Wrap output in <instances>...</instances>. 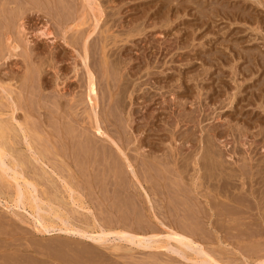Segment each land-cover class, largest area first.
<instances>
[{"label": "rangeland", "instance_id": "374dc122", "mask_svg": "<svg viewBox=\"0 0 264 264\" xmlns=\"http://www.w3.org/2000/svg\"><path fill=\"white\" fill-rule=\"evenodd\" d=\"M95 1L0 0V120L9 127L6 151L21 158L8 151L0 162L23 159L11 160L23 167L16 170L27 179L19 178L36 184L28 186L33 198L18 205L17 184L25 183L0 165V177L7 176L0 179V264L264 260V0ZM88 67L99 91L95 107ZM207 139L222 167L236 171L230 180L219 177L231 185L228 199L213 190L218 176L215 182L203 173ZM146 154L154 155L151 170ZM24 201L60 206L72 225L109 232L98 244L59 229L37 231ZM183 242V250L176 247ZM204 250L219 263H204Z\"/></svg>", "mask_w": 264, "mask_h": 264}, {"label": "bare ground", "instance_id": "6f19581e", "mask_svg": "<svg viewBox=\"0 0 264 264\" xmlns=\"http://www.w3.org/2000/svg\"><path fill=\"white\" fill-rule=\"evenodd\" d=\"M66 1V0H65ZM90 1V0H89ZM93 1H95V0H93ZM84 2V1H83ZM96 2V1H95ZM17 3V2H16ZM58 3V2H57ZM61 3V2H60ZM86 3V2H85ZM91 3H93L94 5H97V4H95L94 2H92L91 1ZM65 5V4H64ZM92 5V4H91ZM93 5V6H94ZM102 6V5H101ZM62 7V6H61ZM92 7V6H91ZM46 8V7H45ZM64 9V8H63ZM66 9V8H65ZM96 9V8H95ZM97 9H99V7L97 8ZM102 9V8H101ZM101 9L100 10H96V11H100L99 12V14L100 13H102L101 12ZM20 10V9H19ZM61 10V9H60ZM69 11V10H68ZM197 11V10H196ZM23 12V11H22ZM227 12V11H226ZM12 13V12H11ZM96 14V13H95ZM18 15V14H17ZM98 15V14H97ZM67 16V15H66ZM5 17V16H4ZM96 18V17H95ZM17 19H19V18H17ZM59 19V18H58ZM109 19V18H108ZM99 20H100V18H99ZM73 21V20H72ZM98 21V20H97ZM60 22V21H59ZM68 27V26H67ZM69 28V27H68ZM8 31V30H7ZM92 31H94V30H92ZM83 32V31H82ZM46 33V32H45ZM88 34V33H87ZM90 34V33H89ZM92 35V34H91ZM89 36V35H88ZM98 36V35H97ZM84 37V36H83ZM97 39V38H96ZM23 40V39H22ZM86 40V39H85ZM106 41V40H105ZM108 42V41H107ZM27 43V42H26ZM77 43V42H76ZM97 44H99V43H97ZM78 45V44H77ZM94 45V44H93ZM83 46V45H82ZM86 46H88V45H86ZM116 46V45H115ZM17 47V46H16ZM19 47V46H18ZM17 47V48H18ZM83 47H85V46H83ZM105 47H107V46H105ZM105 47H103V45L101 46V48H102V51H103V48H105ZM15 48V47H14ZM86 48H89V47H85V48H83L84 49V54L86 55L88 52H87V50L89 51V49H86ZM86 49V50H85ZM100 49V48H99ZM108 49V48H107ZM178 49V48H177ZM106 50V49H105ZM110 50V49H109ZM112 50V49H111ZM114 50V49H113ZM110 52V51H109ZM91 53V52H90ZM105 54V53H104ZM261 55V54H260ZM109 56V55H108ZM108 56H107V58L105 57V58H103V59H108ZM85 59V58H84ZM45 60V59H44ZM105 60H103V61H105ZM172 60V59H171ZM86 61V60H85ZM84 61V62H85ZM107 61V60H106ZM105 61V65H107L106 63L108 62H106ZM116 61V60H115ZM114 61V62H115ZM113 62V61H112ZM125 62V61H124ZM95 63V62H94ZM104 63V62H103ZM119 63V62H118ZM41 64V63H40ZM47 64V63H46ZM91 64V63H90ZM87 65V64H86ZM115 65H117V62L115 63V64H113V66H115ZM77 66V65H76ZM117 66H119V65H117ZM125 66V65H124ZM108 67V66H107ZM116 67V66H115ZM115 67H113V68H115ZM79 68V67H78ZM92 68V67H91ZM91 68H89L88 67V69H90L89 70V73H88V75H89V77L87 76V79H88V83H89V93H87V96L89 97V100H90V102L92 103V104H94V107H95V103H97L96 101H95V99L98 97L97 95L99 94L98 92V86L96 85V83H95V81H96V79H95V81H94V78H93V75H94V73H91L92 71H91ZM112 68V69H113ZM119 67H117V69H118ZM42 69V68H41ZM46 69V68H45ZM45 69H43V70H45ZM77 69V68H76ZM87 69V70H88ZM116 69V68H115ZM115 69H113V71L112 72H114L115 71ZM116 69V70H117ZM124 69V68H123ZM119 70V69H118ZM121 70V69H120ZM91 71V72H90ZM106 71V70H105ZM201 71V70H200ZM76 70H75V74H76ZM88 72V71H87ZM107 73H108V71H107ZM111 73V72H110ZM122 73V72H121ZM127 73V72H126ZM126 73H123V75H120L121 77H122V79L124 78V76H127V75H124V74H126ZM38 74V73H37ZM86 74V73H85ZM112 74V73H111ZM110 75V74H109ZM109 75H108V77H109ZM74 76H76V75H74ZM101 76V75H100ZM77 77V76H76ZM110 77H112V76H110ZM117 77V76H116ZM118 77H119V75H118ZM120 77V78H121ZM113 78V77H112ZM128 78V77H127ZM79 79H81L80 77H79ZM87 79H84L85 81H87ZM114 79V78H113ZM109 80V79H108ZM115 80V79H114ZM117 80H118V78H117ZM116 80V81H117ZM249 80V79H248ZM115 81V82H116ZM122 81H124V79L122 80ZM97 82V81H96ZM57 83H58V81H57ZM64 83V82H63ZM68 83V82H67ZM8 84H10V83H8ZM85 84H86V82H85ZM84 84V85H85ZM124 84V83H123ZM127 84V83H126ZM112 85V84H111ZM57 86V85H56ZM68 86V85H67ZM123 86V85H122ZM38 87V86H37ZM55 88V87H54ZM85 88H88V87H85ZM105 88H107V87H105ZM121 88V87H120ZM175 88V87H174ZM112 89V88H111ZM126 89V88H125ZM103 91V90H102ZM15 92H17V91H15ZM32 92V91H31ZM86 92H87V89H86V91H85V94H86ZM23 93V92H22ZM63 93V92H62ZM123 93H124V91H123ZM126 93V92H125ZM127 94V93H126ZM79 95V94H78ZM24 96V95H23ZM42 96V95H41ZM86 96V95H85ZM87 96H86V100L88 99L87 98ZM55 97V96H54ZM45 98V97H44ZM99 98V97H98ZM97 98V99H98ZM30 99V98H29ZM60 99V98H59ZM110 99V98H109ZM15 100V99H14ZM13 100V101H14ZM49 100V99H48ZM57 100V99H56ZM61 100V99H60ZM59 100V101H60ZM81 100V99H80ZM18 101V100H17ZM119 101H121V99L119 100ZM19 102L21 103V101H20V99H19ZM109 102V101H108ZM18 103V102H17ZM60 104H61V102H59ZM86 103H89L88 102V100L86 101ZM121 103V102H120ZM58 104V103H57ZM63 104V103H62ZM117 104V103H116ZM183 104V103H182ZM16 105V104H15ZM64 105H65V103H64ZM98 105V104H97ZM124 105V104H123ZM61 106V105H60ZM63 106V105H62ZM93 106V105H92ZM13 107V106H12ZM44 107H46V106H44ZM118 107V106H117ZM116 107V108H117ZM120 107V106H119ZM210 107V106H209ZM61 108V107H60ZM132 108V107H131ZM214 108V107H213ZM16 109V108H15ZM37 109V108H36ZM58 109H59V106H58ZM57 109V110H58ZM64 109V108H63ZM63 109H62V111H63ZM65 109H66V107H65ZM125 109V108H124ZM113 110V109H112ZM197 110V109H196ZM14 111V110H13ZM64 113H65V111H64ZM12 114V113H11ZM61 114V113H60ZM59 114V115H60ZM63 114V113H62ZM104 114V113H103ZM117 114V113H116ZM185 114V113H184ZM51 115V114H50ZM179 115H181V114H179ZM66 116V115H65ZM64 116V117H65ZM12 117V116H11ZM63 117V116H62ZM67 117V116H66ZM13 118V117H12ZM49 120V119H48ZM5 122H7V121H1L0 120V156H1V158L0 159H2L1 160V162L2 163H4V159H5V157L7 156V153L6 152H8L10 149H8V151H6L7 150V148L6 147H8L10 144H9V139L10 138H8V137H6V134L8 135V132L7 131H9V130H7L6 131V127H8V124H7V126L5 125L6 123ZM9 122V121H8ZM46 122V121H45ZM49 122V121H48ZM189 122V121H188ZM19 124H23V123H19ZM18 124V125H19ZM37 124V123H36ZM124 124V123H123ZM13 125V124H12ZM24 125V124H23ZM22 125V126H23ZM32 125V124H31ZM97 125V124H96ZM95 125V126H96ZM167 125V124H166ZM9 126H11V125H9ZM14 126V125H13ZM20 126V125H19ZM35 126V125H34ZM65 126V125H64ZM85 126V125H84ZM125 126V125H124ZM15 127V126H14ZM18 127V126H17ZM24 127V126H23ZM36 127V126H35ZM51 127V126H50ZM97 127V126H96ZM126 127V126H125ZM9 128V127H8ZM26 128V127H25ZM39 128V127H38ZM65 128V127H64ZM70 128V127H69ZM75 128V127H74ZM11 129H13L12 127H11ZM10 129V130H11ZM21 129V128H20ZM24 129V128H23ZM96 129V128H95ZM162 129V128H161ZM237 129V128H236ZM235 129V130H236ZM37 130V129H36ZM70 130H71V128H70ZM73 130V129H72ZM184 130V129H183ZM233 130V129H232ZM15 131V130H14ZM24 131H26V129L24 130ZM27 131H28V129H27ZM76 131V130H75ZM98 131V133H101V134H103V133H105V132H103V129L101 128V127H97V129H96V132ZM7 132V133H6ZM123 132V131H122ZM242 132V131H241ZM23 133V132H22ZM25 133V132H24ZM23 133V134H24ZM27 133H29V132H27ZM26 133V134H27ZM68 133V132H67ZM97 133V134H98ZM117 133V132H116ZM10 134V133H9ZM82 134V133H81ZM87 134V133H86ZM25 135V134H24ZM26 136V135H25ZM29 136H30V134H29ZM78 136V135H77ZM81 136V135H80ZM84 136H85V134H84ZM92 136V135H91ZM17 137V136H16ZM26 137H28V136H26ZM25 137V138H26ZM75 137V136H74ZM114 137V136H113ZM127 137V136H126ZM236 137V136H235ZM8 139V140H5V139ZM12 138V137H11ZM30 138H32V137H30ZM87 139L86 140H84V141H89V140H92V139H89L88 138V136L86 137ZM91 138V137H90ZM80 139V138H79ZM82 139V138H81ZM89 139V140H88ZM130 139V138H129ZM148 139V138H147ZM5 140V141H4ZM32 140V139H31ZM190 140V139H189ZM3 141V142H2ZM55 141V140H54ZM83 141V140H82ZM130 141V140H129ZM6 142L8 143V146L6 145ZM16 142V141H15ZM30 142H32V141H30ZM58 142V141H57ZM76 142V141H75ZM85 142V143H86ZM90 142H92V141H90ZM95 142H97V141H95ZM115 142V141H114ZM195 142V141H194ZM232 142V141H231ZM10 143H12V142H10ZM84 143V144H85ZM111 143V142H110ZM186 143V142H185ZM211 140L209 139H207L206 140V142H205V145H204V151H203V154H201L200 156V159H201V165H202V170H204L203 171V173H205V177H207V178H211L213 181H215L214 180V178H216V176H218L217 178L218 179H216V181L218 180V183H216V184H214L213 185V187H214V191H215V193L216 194H223V192L225 193V195H227V194H229L230 192H228V190L229 189H227L226 190V188L230 185H226V183H225V180L227 179L228 180V178H229V180L230 179H232L233 177H235L237 174H235L236 173V171H234L235 173L233 174V172L231 173V172H228L224 167H222V166H224L223 164L221 165V162H219L218 161V159L219 158H222V157H220V151L218 150L217 151V149L216 148H214V145L211 143ZM215 143V142H214ZM257 143V142H256ZM33 144V143H32ZM64 144V143H63ZM162 144V143H161ZM226 144H228V143H226ZM225 144V145H226ZM234 144V143H233ZM28 145V144H27ZM31 145V144H30ZM65 145V144H64ZM213 145V146H212ZM32 146V145H31ZM73 146V145H72ZM98 146V145H97ZM95 147L94 149H96V148H98V147ZM180 146H182V145H180ZM14 147V146H13ZM28 147V146H27ZM87 147H90V146H86L85 148L86 149H88ZM93 147L94 146H91V148L93 149ZM100 147V146H99ZM110 147V146H109ZM174 147V146H173ZM264 147V146H263ZM107 148V147H106ZM114 148V147H113ZM218 148V147H217ZM226 148V147H225ZM232 148V147H231ZM11 149H13L12 147H11ZM79 149V148H78ZM81 149V148H80ZM99 149V148H98ZM105 149V148H104ZM121 149V148H120ZM178 149V148H177ZM219 149V148H218ZM89 150H90V148H89ZM108 150V149H107ZM106 150V152H108ZM175 150V149H174ZM224 150V149H223ZM231 150V149H230ZM11 151H13V153H14V150H11ZM17 151V150H16ZM37 151V150H36ZM171 151V150H170ZM10 152V151H9ZM9 152H8V154H9ZM40 152V151H39ZM88 152H90V151H88ZM100 153H102L101 151H99ZM106 152H105V154H106ZM232 152V151H231ZM11 153V152H10ZM94 153V152H93ZM173 153V152H172ZM220 153V154H219ZM246 153L247 152H245V155H246ZM19 154V153H18ZM34 154V153H33ZM113 154H115V153H113ZM181 154V153H180ZM200 154V153H199ZM10 155V154H9ZM20 155V154H19ZM39 155V154H38ZM102 155V154H101ZM126 155V154H125ZM147 155V154H146ZM149 155V156H148ZM147 155V157L149 158L150 157V155H152V154H148ZM166 155V154H165ZM177 155V154H176ZM191 155V154H190ZM189 155V156H190ZM238 155V154H237ZM258 155V154H257ZM10 156H12V153H11V155ZM10 156L9 157H7V158H9V161H10V163H11V165L9 166V168H8V164H10V163H8L7 162V165H6V163L4 164V165H2L1 164V162H0V165H1V168L3 167V169L2 170H9V169H11L13 172H14V175H12V176H14V177H10L12 180H16L18 183H19V180H21L20 178H19V173L22 175L21 177H23V179H24V174H22L21 172H19V171H21L22 169L21 168H23V167H20V166H18L15 162L18 160V159H21V158H19V157H17V160L16 159H14V158H12L11 160H16L15 162L14 161H11L10 160ZM13 156H14V154H13ZM12 156V157H13ZM36 156V155H35ZM40 156H41V154H40ZM98 156H99V154H98ZM106 156H108V154L106 155ZM186 156H188V155H186ZM188 156V157H189ZM243 156V155H242ZM250 156V155H249ZM254 156V155H253ZM15 157V156H14ZM15 157V158H16ZM21 157V156H20ZM39 157V156H38ZM104 157V156H103ZM132 157V156H131ZM144 157H146L145 155L143 156V158ZM154 155H152V158L150 157L149 159H150V161L151 160H153L154 158ZM159 157V156H158ZM179 157V156H178ZM257 157V156H256ZM76 158V157H75ZM106 158V157H105ZM114 158V157H113ZM116 158H117V155H116ZM122 158V157H121ZM156 158V157H155ZM166 158V157H165ZM183 158H186V157H183ZM193 158V157H192ZM246 158H248V156H245V159ZM250 158V157H249ZM252 158V157H251ZM250 158V159H251ZM107 159H110V157L108 156L107 157ZM115 159V158H114ZM129 159V158H128ZM145 160H144V162L147 160L146 158H144ZM148 159V160H149ZM157 159V158H156ZM161 159H162V157H161ZM240 159H241V157H240ZM254 159V158H253ZM258 159V158H257ZM262 159H264V157L262 158ZM6 160V159H5ZM116 160V159H115ZM147 160V163H143L145 166H148L149 168H150V170H151V166L150 165H154V162L153 161H155V159L153 160V161H151V162H149ZM255 160V159H254ZM253 160V161H254ZM261 160V159H260ZM23 161V159L22 160H19V161H17V162H19L18 164H20L21 165V162ZM97 161V160H96ZM132 161V160H131ZM250 161V160H249ZM251 161H252V159H251ZM24 162V161H23ZM157 162V161H156ZM182 162V161H181ZM185 162V161H184ZM196 162V161H195ZM198 162V161H197ZM88 163V162H87ZM115 163V162H114ZM148 163H150L149 165H147ZM183 163V162H182ZM262 163H264V161H262ZM125 164V163H124ZM131 164V163H130ZM75 165H77V164H75ZM111 165V164H110ZM142 165V164H141ZM155 165H156V163H155ZM198 165V164H197ZM7 168H6V167ZM12 166V167H11ZM16 166L18 167V168H20L18 171L16 170ZM131 166V165H130ZM255 166V165H254ZM258 166V165H257ZM262 166H264V164L262 165ZM262 166H260V167H262ZM5 167V168H4ZM76 167V166H75ZM181 167V166H180ZM192 167V166H191ZM201 167V166H200ZM249 167V166H248ZM256 167V166H255ZM254 167V168H255ZM118 168V167H117ZM136 168V167H135ZM146 168V167H145ZM148 168V169H149ZM157 168V167H156ZM165 168V167H164ZM170 168V167H169ZM184 168V167H183ZM264 168V167H263ZM263 168H260V171H261V169H263ZM112 169V168H111ZM147 169V168H146ZM147 169V170H148ZM201 169V168H200ZM238 169V168H237ZM237 169H235V170H237ZM256 169V168H255ZM87 170V169H86ZM146 170V171H147ZM149 170V171H150ZM154 170V169H153ZM157 170H158V168H157ZM218 170H219V172H218ZM229 170V169H228ZM234 169L232 168L231 169V171H233ZM0 171H1V169H0ZM25 171V170H24ZM23 171V172H24ZM140 171V170H139ZM162 171H164V170H162ZM230 171V170H229ZM250 171H252V170H250ZM249 171V172H250ZM259 170H258V172H260ZM6 172V171H5ZM8 172H10V171H8ZM19 172V173H18ZM121 172V171H120ZM238 172V171H237ZM11 173V172H10ZM173 173V172H172ZM261 173V172H260ZM262 173H263V170H262ZM101 174V173H100ZM156 174V173H155ZM176 174V173H175ZM226 175L227 177H226V179L225 180H223L224 182H222V184H219V182H221V181H219V177H225V176H221V175ZM239 174V173H238ZM246 174H247V172H246ZM249 174H251V173H249ZM19 175V176H18ZM26 175V174H25ZM84 175H85V173H84ZM96 175H98V174H96ZM107 175V174H106ZM142 175H143V173H142ZM160 175H162V174H160ZM165 176H166V174H164ZM163 175V176H164ZM170 175V174H169ZM177 175V174H176ZM243 176H244V174H242ZM258 175V174H257ZM5 177L2 179L1 177H0V179H2V180H4L7 176L6 175H4ZM10 176H11V174H10ZM104 176V175H103ZM239 176H240V174H239ZM262 176V175H261ZM118 177V176H117ZM154 177H156V176H154ZM167 177V176H166ZM165 177V178H166ZM241 177V176H240ZM248 177V176H247ZM260 177V176H259ZM163 178V177H162ZM237 178V177H236ZM261 178H263V176L261 177ZM22 179V180H23ZM25 179H27V178H25ZM23 180V181H26V180ZM106 179V178H105ZM138 179V178H137ZM175 179V178H174ZM209 179H206L207 181L206 182H211ZM252 179V178H251ZM8 180V179H7ZM7 180H5V182L7 181ZM21 180V181H22ZM119 180V179H118ZM200 180V179H199ZM204 180H205V178H204ZM209 180V181H208ZM258 180V179H257ZM16 181H14V182H16ZM20 181V182H21ZM22 181V182H23ZM27 181H30V180H27ZM97 181V180H96ZM150 181V180H149ZM215 181V182H216ZM4 182V181H3ZM8 182V181H7ZM10 182V181H9ZM34 182V181H33ZM180 182V181H179ZM244 182V181H243ZM260 182V181H259ZM23 183H25L24 185L22 184V183H19V184H17L18 186H22V189L20 188V191H17V189H18V186L16 187V190L15 191H17V195H18V197H19V199H18V202H16L18 205H19V202H22V199H24V200H28L29 198H30V196L32 195V192H33V190L31 191L30 189H29V187L31 186V188H32V186H34V184L32 183V185H30L29 186V184L31 183H27V182H23ZM99 183V182H98ZM105 183V182H104ZM214 183V182H213ZM3 184V183H2ZM16 184V183H15ZM21 184V185H20ZM65 184H67V183H65ZM157 184V183H156ZM173 184V183H172ZM208 184V183H207ZM211 184V183H210ZM261 184H262V182H261ZM7 185V184H6ZM68 185V184H67ZM235 185V184H234ZM29 186V187H28ZM35 186H36V184H35ZM207 186V185H206ZM231 186V185H230ZM236 186V185H235ZM57 187V186H56ZM226 187V188H225ZM232 187H234V186H232ZM231 187V188H232ZM10 188H11V186H10ZM13 188V187H12ZM122 188V187H121ZM178 188V187H177ZM183 188V187H182ZM224 188H225V191H224ZM72 189L73 188H71V190H70V196H72V197H74L73 196V194L72 193H74V190L72 191ZM37 190V188L35 187V191ZM89 190V189H88ZM169 190V189H168ZM211 190V189H210ZM213 190H211V192L213 191ZM232 190V189H231ZM236 190V189H235ZM35 191H34V193H35ZM72 191V192H71ZM175 191V190H174ZM209 191V190H208ZM230 191V190H229ZM170 192V191H169ZM172 192V191H171ZM210 192V193H211ZM3 193V192H2ZM160 193V192H159ZM177 193V192H176ZM209 193V192H208ZM215 193H214V196H216L215 195ZM264 193V192H263ZM47 194V193H46ZM45 194V195H46ZM72 194V195H71ZM48 195V194H47ZM218 195H217V197H218ZM224 195V194H223ZM39 196V198H40V195H38ZM58 196V195H57ZM57 196H56V198H57ZM63 196V195H62ZM69 196V197H70ZM76 196H79V195H76ZM104 196V195H103ZM219 196H222V195H219ZM17 197V198H18ZM42 197V196H41ZM55 197V196H54ZM122 197V196H121ZM134 197V196H133ZM213 196H211V198H212ZM223 197V196H222ZM225 198H226V196H224ZM230 197H231V195H230ZM229 197V198H230ZM14 199V201H16L15 200V197H13ZM31 198H33V196H31ZM35 198H36V196H35ZM46 198V197H45ZM50 197H48V199H49ZM58 198H60V196L58 197ZM76 198V197H75ZM75 198H71L72 200H74V202L75 203H77V199H75ZM80 198V197H79ZM231 198H233V199H235L233 196L231 197ZM237 198V197H236ZM62 199V198H61ZM81 199V198H80ZM123 199V198H122ZM179 199V198H178ZM214 199H215V197H214ZM226 199H228V195H227V198ZM40 201L41 200H43V202H45V201H47L48 202V200H45V199H39ZM45 200V201H44ZM53 200V199H52ZM79 200V199H78ZM121 200V199H120ZM119 200V201H120ZM124 200V199H123ZM123 200H121V201H123ZM126 200V199H125ZM198 200V199H197ZM238 200V199H237ZM178 201V200H177ZM215 200H213V202H214ZM221 201V200H220ZM30 202H33V201H30ZM38 202V203H37ZM37 202H35L36 204H32V203H29V205L31 206V208L33 209V213L35 214V216L34 217H36V215H37V217H36V229H37V231H41V232H44V231H47V232H49V230H52V229H59V230H62V231H65V232H73L74 234L76 233L78 236H80V237H82V238H84V239H91V241L93 242V243H101L102 242V239H104L103 237H105V233H107V232H109V231H105V230H103V229H100V231H94V233H91L92 231H90V232H88L85 228H78V226L76 227V226H74V225H72L69 221H67V218H69V217H67V218H65L66 216L65 215H63V213H62V211L60 210V209H58V208H56L57 206H53L54 204H55V201L53 200V205H51V202H50V205L51 206H49V209L48 208H46V206H47V202L45 203L46 204V206L44 205V204H42V203H39V201H37ZM42 202V201H41ZM78 202H80V201H78ZM187 202V201H186ZM227 202V201H226ZM225 202V203H226ZM15 203V204H16ZM24 203V205H26V203H27V201L25 202H23ZM27 203V204H28ZM34 203V202H33ZM81 203V202H80ZM84 203V202H83ZM82 203V204H83ZM180 203V202H179ZM224 203V202H223ZM49 204V203H48ZM178 204V203H177ZM189 204V203H188ZM216 205H218L217 203H215ZM79 205H81V204H79L78 203V206ZM120 205V204H119ZM128 205V204H127ZM221 205V204H220ZM243 205V204H242ZM23 206V205H22ZM111 206V205H110ZM114 207V206H113ZM139 207H140V205H139ZM179 207V206H178ZM182 207V206H181ZM221 207V206H220ZM235 207V206H234ZM224 208V207H223ZM228 208V207H227ZM227 208H225L226 210H227ZM100 209V208H99ZM105 209V208H104ZM126 209V208H125ZM46 211V212H48V214H43L41 211ZM63 210V209H62ZM175 210V209H174ZM184 210V209H183ZM102 211V210H101ZM221 211V210H220ZM225 211V210H224ZM100 212V211H99ZM190 212V211H189ZM209 212V211H208ZM45 213V212H44ZM140 213V212H139ZM218 213V212H217ZM233 213V212H232ZM67 214V213H66ZM204 214H206V213H204ZM210 214V213H209ZM219 214V213H218ZM231 214V213H230ZM238 214V213H237ZM236 214V215H237ZM126 215V214H125ZM137 215V214H136ZM188 215H189V213H188ZM229 215V214H228ZM238 216V215H237ZM120 217V216H119ZM138 217V216H137ZM191 217V216H190ZM189 217V218H190ZM223 217V216H222ZM107 218V217H106ZM233 218V217H232ZM182 219V218H181ZM219 219V218H218ZM235 219V218H234ZM196 220V219H195ZM232 220V219H231ZM237 220V219H236ZM241 220V219H240ZM243 220V219H242ZM140 221V220H139ZM129 222V221H128ZM137 222V221H136ZM141 222H142V220H141ZM246 222V221H245ZM190 223V222H189ZM237 223H238V221H237ZM139 225V224H138ZM190 225H192V224H190ZM233 225V224H232ZM234 225H236V224H234ZM143 226V225H142ZM179 226H180V224H179ZM91 227V226H90ZM188 227H190L189 225H188ZM240 227V226H239ZM96 228L97 227H95L94 229L96 230ZM182 228H183V226H182ZM85 229V230H84ZM88 229H90V228H88ZM93 229V230H94ZM98 229V228H97ZM131 229V228H130ZM142 229V228H141ZM188 229V228H187ZM200 229V228H199ZM156 230V229H155ZM201 230V229H200ZM244 230V229H243ZM54 231V230H53ZM145 231V230H144ZM185 231V230H184ZM105 232V233H104ZM112 232V231H111ZM185 232H187V230L185 231ZM238 232V231H237ZM244 232V231H243ZM240 233V232H239ZM67 234V233H66ZM173 234V233H172ZM244 234V233H243ZM191 235V234H190ZM138 237V236H137ZM137 237L135 238L134 236L132 237L133 239L131 240L132 242H134V243H136V244H139V246H140V244L141 245H144L145 243H144V239H143V237H138V239H137ZM195 237V236H194ZM202 237V236H201ZM251 237V236H250ZM126 238V237H125ZM137 239V240H136ZM256 240V239H255ZM104 241V240H103ZM146 241V240H145ZM161 241V240H160ZM179 241V240H178ZM184 241V240H183ZM157 242V241H156ZM168 242V241H167ZM190 242H191V240H190ZM189 242V243H190ZM255 242V241H254ZM103 243V242H102ZM101 243V244H102ZM158 243V242H157ZM162 243V242H161ZM169 243V242H168ZM180 243V242H179ZM179 243H177V244H179ZM187 244H189L188 242H186ZM192 243V242H191ZM163 244V243H162ZM161 244V245H162ZM176 244V247L177 246H179V248H181V246L180 245H184V242H183V244H179V245H177ZM146 245H147V243H146ZM145 245V246H146ZM190 245V244H189ZM63 246V245H62ZM117 246V245H116ZM163 246H165V244H163ZM169 246V245H168ZM159 247V246H158ZM162 247V246H161ZM166 247V246H165ZM183 247H185V245L183 246ZM118 248H121L120 246L118 247ZM167 248V247H166ZM178 248V249H179ZM182 249V248H181ZM180 249V250H181ZM242 249V248H241ZM258 249V248H257ZM183 250V249H182ZM203 250V249H202ZM245 250V249H244ZM255 250V249H254ZM204 252H206L205 250L202 252L203 253V255H202V258L204 259V257H205V261L202 259V258H200L201 257V255H200V259H202L203 261H204V263H208V262H212V261H216V260H214V258H212V256L211 255H209V254H207V252L206 253H204ZM45 254V253H44ZM200 254V253H199ZM73 256V255H72ZM204 256V257H203ZM263 257V256H262ZM195 258V257H194ZM264 258V257H263ZM29 259V258H28ZM192 259H193V257H192ZM197 259V258H196ZM262 259V258H261ZM186 260V259H185ZM84 261V260H83ZM202 261V262H203ZM257 261V260H256ZM1 262V261H0ZM200 262H201V260H200ZM199 262V263H200ZM215 263H219V262H215ZM212 264V263H211ZM214 264V263H213ZM255 264H256V262H255ZM257 264H264V260L262 259V260H260V261H258V263Z\"/></svg>", "mask_w": 264, "mask_h": 264}]
</instances>
